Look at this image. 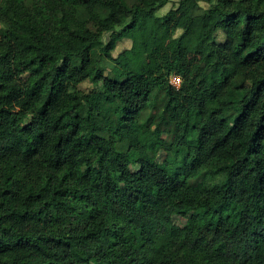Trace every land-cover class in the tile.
Masks as SVG:
<instances>
[{
	"label": "trees",
	"instance_id": "obj_1",
	"mask_svg": "<svg viewBox=\"0 0 264 264\" xmlns=\"http://www.w3.org/2000/svg\"><path fill=\"white\" fill-rule=\"evenodd\" d=\"M169 1L0 0V264H264V0Z\"/></svg>",
	"mask_w": 264,
	"mask_h": 264
},
{
	"label": "rangeland",
	"instance_id": "obj_2",
	"mask_svg": "<svg viewBox=\"0 0 264 264\" xmlns=\"http://www.w3.org/2000/svg\"><path fill=\"white\" fill-rule=\"evenodd\" d=\"M179 2H180V0H170L166 6L162 7L158 11V15L162 16V15L166 14L169 10H171L173 8H177L179 5ZM200 4L204 7L208 6L207 4L202 3V2ZM80 33H82V31H80ZM220 36H221V38H223V35H220ZM109 39L115 40L117 43L116 49L113 51L114 57H117L125 49H129L131 47V44H132L130 40H126V39L120 40L118 32H116V31L107 33L105 35V40L108 41ZM170 84L176 88H179V86L181 84V78L177 75H172L170 78ZM80 88L85 92H89L92 89H94V85L90 81H85L80 85ZM158 158L160 161H162L165 158V153L160 152ZM168 216L170 219H172L173 221H175L179 225L185 226L188 229L191 228V223L195 219L194 215L191 212H189L185 206L178 205V204L173 205L169 209Z\"/></svg>",
	"mask_w": 264,
	"mask_h": 264
}]
</instances>
